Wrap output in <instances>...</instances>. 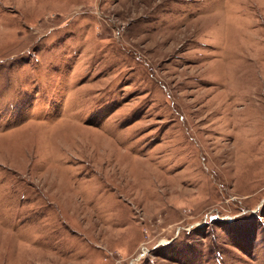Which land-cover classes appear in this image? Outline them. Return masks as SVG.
<instances>
[{"label":"rangeland","instance_id":"1","mask_svg":"<svg viewBox=\"0 0 264 264\" xmlns=\"http://www.w3.org/2000/svg\"><path fill=\"white\" fill-rule=\"evenodd\" d=\"M0 264H264V0H0Z\"/></svg>","mask_w":264,"mask_h":264}]
</instances>
